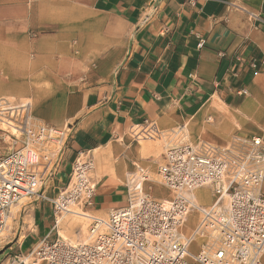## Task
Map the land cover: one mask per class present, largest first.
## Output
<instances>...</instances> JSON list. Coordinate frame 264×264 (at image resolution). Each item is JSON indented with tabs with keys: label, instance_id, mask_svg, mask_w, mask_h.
<instances>
[{
	"label": "crops",
	"instance_id": "crops-1",
	"mask_svg": "<svg viewBox=\"0 0 264 264\" xmlns=\"http://www.w3.org/2000/svg\"><path fill=\"white\" fill-rule=\"evenodd\" d=\"M15 18L27 31L52 29L21 43L3 30L0 94L32 98L37 119L70 130L43 188L47 199L33 203L29 243L55 235L49 199L65 186L79 154L94 163L86 208L94 216L125 205V177L136 165L149 171L146 193L169 197L151 176L161 180L168 139L129 134L144 120L161 131L180 127L181 137H173L189 143L223 144L233 134L264 142V0H0L4 28ZM48 53L57 74L28 73ZM12 78L30 85L17 89ZM48 105H56L51 114Z\"/></svg>",
	"mask_w": 264,
	"mask_h": 264
},
{
	"label": "built area",
	"instance_id": "built-area-1",
	"mask_svg": "<svg viewBox=\"0 0 264 264\" xmlns=\"http://www.w3.org/2000/svg\"><path fill=\"white\" fill-rule=\"evenodd\" d=\"M69 134L68 126L58 129L36 123L29 101L0 98L1 248L9 243L5 232L12 207L25 208V201L47 199L43 188L56 172ZM129 134L136 141L168 139L157 173L169 197L146 193L149 171L136 165L125 177V205L110 210L105 219L88 214L86 242L65 240L56 229L57 220L72 213L71 206L91 207L94 193L93 162L79 154L65 186L49 199L54 238L43 236L8 264H262L261 137L233 134L223 144L189 143L177 138L183 134L180 127L161 131L147 120L131 127ZM200 189L208 191L209 203L199 202L196 191ZM192 212L197 219L185 233L183 227ZM194 241L199 242L197 253L189 251Z\"/></svg>",
	"mask_w": 264,
	"mask_h": 264
},
{
	"label": "rangeland",
	"instance_id": "rangeland-1",
	"mask_svg": "<svg viewBox=\"0 0 264 264\" xmlns=\"http://www.w3.org/2000/svg\"><path fill=\"white\" fill-rule=\"evenodd\" d=\"M11 25L7 28H4L3 26V20L0 19V36L3 35V30H7V34H9L10 39V33L11 38L13 39L16 37V42L21 43L20 41L25 37L29 38H42V37H49L48 35L51 32V26H43L37 31H27L24 29L21 23V20L19 18H15L11 20ZM22 33V34H21ZM2 37V36H1ZM8 39V37H7ZM8 39V40H9ZM13 52V51H12ZM28 57H33V53L31 52ZM41 66L40 67H29L28 73H38L40 71H48L51 74H57L54 66H56V62L52 60V54L48 53L45 55V57L40 61ZM37 69V70H36ZM4 76V75H3ZM15 81L14 78H12L11 83L13 86H15L17 89L19 87H26L29 86L30 83H24L22 82L19 86L18 82L13 83ZM19 86V87H18ZM2 85H0V91H2ZM4 91V90H3ZM8 98L12 101H29L31 104V115L33 120L36 123H44L43 121L36 118L34 115L35 105L34 101L30 97H20V95H14L10 93H1L0 98ZM56 109V105H48V107L45 108L47 113L54 112ZM51 114V113H50ZM65 128V127H64ZM141 141V140H140ZM92 160V159H91ZM93 162V160H92ZM94 168V163H93ZM92 173V172H91ZM91 175V174H90ZM152 178H155L157 181L161 183V180L157 175H151ZM166 193V191H164ZM197 198L200 203L205 204L206 202L209 203L211 198L207 190L200 189L196 191ZM36 202V201H35ZM26 203L25 210L24 207H21V204H17L16 206L12 207L11 213L12 216L8 219V230L5 232L7 235L6 240L9 241V243L5 244L3 248L0 247V263L1 264H8L9 261L13 258L14 255L19 254L20 252L26 253L28 252L31 247L34 245V243L40 239V236H35L33 239V242L29 243L30 240V234L32 233L31 230L34 228V220H33V202H23ZM71 210H76L77 212L81 213H88L86 211V208H82L81 206H71ZM93 215V214H90ZM94 216V215H93ZM100 218H106L105 216H97ZM197 216L194 212L190 213L188 216L185 225L183 227V231L186 233L189 231L190 228H192L196 222ZM90 224V220L88 218H84L81 215L78 214H72V213H65L62 214V216L59 218V224H58V233L59 235L63 234L66 240L77 242V241H85L86 236L88 234V227ZM55 236V235H54ZM54 236L51 235V238H54ZM17 239L19 240L18 243H16ZM5 240V241H6ZM198 241H194L191 246L189 247V251L191 253H197L198 250Z\"/></svg>",
	"mask_w": 264,
	"mask_h": 264
},
{
	"label": "bare ground",
	"instance_id": "bare-ground-1",
	"mask_svg": "<svg viewBox=\"0 0 264 264\" xmlns=\"http://www.w3.org/2000/svg\"><path fill=\"white\" fill-rule=\"evenodd\" d=\"M72 214H78V215L83 216L84 218H88V214H86V213H84V212L81 213V212H77L76 210H73V211H72ZM57 224H59V219L57 220ZM60 237H62L63 239L66 240V238L64 237L63 234H61ZM86 241H87V240H85V241H81V242H86Z\"/></svg>",
	"mask_w": 264,
	"mask_h": 264
}]
</instances>
